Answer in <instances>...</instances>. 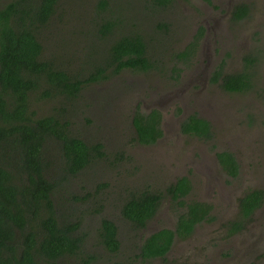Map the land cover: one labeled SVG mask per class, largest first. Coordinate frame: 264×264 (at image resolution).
Masks as SVG:
<instances>
[{
  "label": "trees",
  "instance_id": "1",
  "mask_svg": "<svg viewBox=\"0 0 264 264\" xmlns=\"http://www.w3.org/2000/svg\"><path fill=\"white\" fill-rule=\"evenodd\" d=\"M177 3L0 0V264H197L172 260L169 253L178 238L217 218L214 201L196 196L187 175L166 182L140 178L133 153L113 149L107 138L90 139L78 122L73 123L80 132L64 118L93 84L126 82L129 72L182 77L194 63L204 30L200 27L184 45L186 27L179 33L178 23L163 17ZM248 10L246 3L236 5L233 18L246 17ZM175 39L181 45L176 50L170 47ZM167 52L172 65L164 60ZM251 55L244 56V69H217L211 80L228 92L250 89V64L258 60ZM40 98L59 102L38 116L33 101ZM162 117L158 108L137 105L130 141L156 144L164 134ZM84 119L91 125L92 117ZM212 128L197 113L180 123L183 133L204 139L213 137ZM218 157L229 175L240 173L233 152L223 150ZM165 199L173 222L149 232L148 223ZM238 202L242 217L231 222L233 233L264 205V189L253 188Z\"/></svg>",
  "mask_w": 264,
  "mask_h": 264
},
{
  "label": "rangeland",
  "instance_id": "2",
  "mask_svg": "<svg viewBox=\"0 0 264 264\" xmlns=\"http://www.w3.org/2000/svg\"><path fill=\"white\" fill-rule=\"evenodd\" d=\"M246 1L250 4L248 16L227 22V28L219 35L217 42L214 41L212 30L209 37L204 35L200 38L199 48L196 50L199 60L193 58L195 64L191 63L184 69L182 78L166 79L156 72L138 75L129 72L126 74V82L123 78H115L114 82L93 84L85 88L83 100L90 106L87 108L81 99L75 106L76 110L83 106V113H76V110L70 108L67 111L69 116L63 115L72 120L71 128L77 132L82 130L80 133L90 139L107 138V145L113 149L125 148L128 154L133 153L136 159L132 162L140 169V178L151 180L163 177L166 182L184 174L193 180L194 192L198 197L210 199L208 192L211 187L217 191V186L226 188L225 192L220 189L223 195L233 196L214 200L218 210L217 218L210 223L200 224L189 238L178 240L170 253L172 260L197 261L201 264H211L212 260L213 264H223L226 261L229 262L225 264H264V205L250 221L244 223L241 230L230 232L231 222L242 217L238 214L236 199L252 188H264V0ZM177 4L164 11L163 17L177 22L176 29L179 33L186 27L187 34L183 39L179 37L186 45L199 31L200 21L211 20L209 15L213 11L204 0H180ZM170 47H175V50L181 47L178 39ZM249 53L258 58L251 65L254 71L251 89L228 92L218 82L211 80L216 69L224 72L244 69L243 58ZM170 54L172 53H165L164 60L172 65ZM177 85L180 86L176 87ZM182 87L186 88L184 93ZM160 92L164 94L158 99ZM120 95L121 98H118ZM169 98L172 100L168 101ZM163 99L166 100L162 104H155V101ZM137 100L142 103V109L147 111L158 107L163 113L162 126L167 135L156 144L143 145L130 141V137L136 135L135 130L132 133L130 117ZM58 102L59 100L40 98L33 101V108L38 116H44L52 112V107L58 105ZM102 102L113 107L110 106L107 110L100 108ZM178 103L180 107L185 103L186 110L190 112L206 109V117L215 125L212 140L179 136L172 132L174 110ZM86 115L92 117L91 125L85 126ZM73 122H78L81 130ZM221 149L231 150L237 156L240 162L238 177L229 180L215 165L214 155ZM193 154L199 156L195 162ZM205 169H214L217 180ZM161 218L170 223L173 220L167 199L162 202L157 217L148 223V228H154ZM152 264L161 262L153 260Z\"/></svg>",
  "mask_w": 264,
  "mask_h": 264
},
{
  "label": "flooded vegetation",
  "instance_id": "3",
  "mask_svg": "<svg viewBox=\"0 0 264 264\" xmlns=\"http://www.w3.org/2000/svg\"><path fill=\"white\" fill-rule=\"evenodd\" d=\"M241 3H246L247 5H248V13H249V11H250V4H249V2L248 1H246V0H212V4H209V6H211L212 7V14H210L209 15V17H211V20H201L200 21V26L199 27H202L203 28V33H202V36H201V39L204 37V35H206V38L207 37H209V33H210V31L212 30L213 31V37H214V41L215 42H217L218 40H219V35H222L224 32H225V30H226V28H227V22L228 23H230V22H232V20H241V19H244L245 17H243V18H241V19H235V18H233V15H234V9H235V7H236V5H238V4H241ZM247 16H248V14H247ZM246 16V17H247ZM252 57H255V56H253V55H251ZM195 58H197L198 60H199V56H198V53H197V55L195 56ZM258 59V58H257ZM256 62V61H255ZM195 64V62L193 63V65ZM251 65H253V64H250V69H251ZM217 70V69H216ZM216 70H214V71H216ZM219 70V69H218ZM221 70V69H220ZM252 70V69H251ZM222 71V70H221ZM222 72H224V71H222ZM232 72H235V71H232ZM253 72V80H254V71H252ZM183 73V72H182ZM224 73H226V72H224ZM211 75V74H210ZM182 77H183V75H182ZM181 77V78H182ZM202 85H203V82H200ZM218 84H219V82H218ZM180 85H177L176 87H179ZM252 88V87H251ZM250 88V89H251ZM186 90V88H184V87H182V93H184V91ZM249 90V89H248ZM235 92V91H234ZM240 92H243V91H240ZM164 94V92H160V95H159V97H158V99L162 96ZM176 99V98H175ZM166 99H163V100H157V101H155V104L157 105L158 103H163V101H165ZM170 100H172V99H168V101H170ZM181 102L182 101H180V105H181ZM141 102H139L138 100H137V102H136V106L135 107H137V105H140L141 106ZM182 107V108H181ZM179 106V103H178V105H176V108L175 109H178V108H180L181 109V111H176V110H174L176 113H174V116H175V122H174V128L172 129L171 128V130H172V132L174 133H176L175 135H179V136H186V137H191V138H194L195 136L196 137H199V136H197V135H192V134H189V133H183L182 131H181V129H180V123H181V121L182 120H184V118L186 117V116H188L189 114H193V113H197L200 117H203L204 119H206V120H208V121H210V123H211V125L213 126V131H212V135H213V137L212 138H209V139H205V140H212L213 138H214V136H215V125L212 123V121L208 118V117H206V109H198L197 111H187L186 110V106H185V103L183 104V106ZM155 108H158V107H155ZM135 109L136 108H134V110H133V112L135 111ZM149 110H151V109H148L147 111H149ZM173 111V112H174ZM202 113V114H201ZM162 119L164 120V116L162 117ZM163 120H162V122H163ZM130 123H131V125H132V121L130 120ZM132 135V134H131ZM166 135H167V133H166V131H165V133L163 134V136L162 137H160V138H158V141L159 140H161V139H163L164 138V136L166 137ZM199 138H201V137H199ZM202 139H204V138H202ZM224 149H221L220 151H218V152H221V151H223ZM227 150V149H226ZM229 151H231V150H229ZM218 152L217 153H215V155H214V162H215V165H217V168H219V170H221L224 174H225V176L229 179V180H231L232 178H236V177H238L239 176V173L234 177V176H231V175H229L225 170H224V168L222 167V165L220 164V161H219V157H218ZM232 152V151H231ZM194 155V157L193 158H195L194 159V162L195 161H197L198 160V158H199V156L198 155H196V154H193ZM236 156V155H235ZM236 159L238 160V158H237V156H236ZM238 162H239V160H238ZM239 164H240V162H239ZM194 166L193 167H196V164H193ZM206 168V167H205ZM204 171H206L210 176H213L214 178H215V181L217 180V178L214 176V169H205ZM184 175V174H183ZM190 177V176H189ZM221 180H223V179H221ZM223 182H225L224 180H223ZM220 187H218L217 186V191L215 190V188H213V187H211V189H210V191L208 192V195H209V197H210V200L212 199L213 201L214 200H217V201H219L222 197L223 198H228L229 199V197L230 198H232L233 196H228V195H223L222 193H221V191H220ZM253 189V188H252ZM251 189V190H252ZM262 189H264V188H262ZM222 191H227L226 190V188H223L222 187V189H221ZM241 196H243V195H241ZM241 196H239V197H241ZM238 197V198H239ZM238 198L236 199L237 200V206H238V209H239V215H242L241 213H240V208H239V202H238ZM264 204V203H263ZM260 208H263V207H259V208H257L256 210H254L253 211V213L251 214V216H253L254 214H256L257 213V211L260 209ZM224 213V212H223ZM171 219H173V218H171ZM250 221V220H249ZM161 222V223H160ZM172 222H173V220H172ZM171 222V223H172ZM170 222H168L167 220H165L164 218H161L160 220H159V222L158 223H156L157 225L154 227V228H149V232H152V231H155V230H157L160 226H163V225H166V224H171ZM187 238H189V237H187ZM187 238H185V239H187ZM185 239H180V238H178L177 240H176V242L179 240V241H183V240H185ZM175 242V243H176ZM175 243L173 244V246H172V249H171V251H170V253L173 251V248H174V245H175ZM170 253H169V256H170ZM191 262H193V263H197V264H201V263H199V262H197V261H191ZM209 262H210V260H209ZM229 261H226V262H224L223 264H225V263H228ZM214 263V260H212V263L211 264H213ZM210 264V263H209Z\"/></svg>",
  "mask_w": 264,
  "mask_h": 264
}]
</instances>
